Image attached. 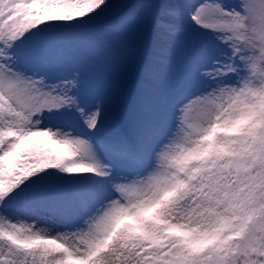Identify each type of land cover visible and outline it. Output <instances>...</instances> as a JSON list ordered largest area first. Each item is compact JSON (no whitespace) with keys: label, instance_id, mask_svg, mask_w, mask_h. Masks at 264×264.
I'll use <instances>...</instances> for the list:
<instances>
[{"label":"snow or ice","instance_id":"1","mask_svg":"<svg viewBox=\"0 0 264 264\" xmlns=\"http://www.w3.org/2000/svg\"><path fill=\"white\" fill-rule=\"evenodd\" d=\"M0 264H264V0H0Z\"/></svg>","mask_w":264,"mask_h":264},{"label":"rangeland","instance_id":"2","mask_svg":"<svg viewBox=\"0 0 264 264\" xmlns=\"http://www.w3.org/2000/svg\"><path fill=\"white\" fill-rule=\"evenodd\" d=\"M233 2H234V0H233ZM39 222L42 223V224H50V225L55 226V227H58L59 226V225L56 224L55 221H52V220H50L47 217L40 218V221Z\"/></svg>","mask_w":264,"mask_h":264}]
</instances>
